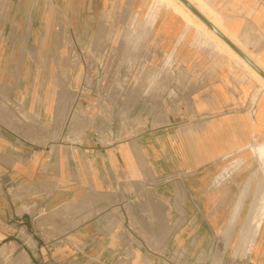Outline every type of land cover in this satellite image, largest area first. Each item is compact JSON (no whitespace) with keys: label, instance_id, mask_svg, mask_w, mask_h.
Here are the masks:
<instances>
[{"label":"rangeland","instance_id":"rangeland-1","mask_svg":"<svg viewBox=\"0 0 264 264\" xmlns=\"http://www.w3.org/2000/svg\"><path fill=\"white\" fill-rule=\"evenodd\" d=\"M133 5L137 0H0V129L39 144L38 136L47 132L55 140L45 144L61 147L73 141L108 147L143 133L159 148L168 143L172 148L176 141L175 149L183 153L185 129L199 112L200 94L191 90L202 80L185 71H232L229 90L234 95L250 76L245 71L248 78L236 76L245 74L242 68L206 45L208 38L188 24L180 39L192 36L199 61H165L151 29L157 12L166 8L164 2L142 1L141 6L149 5L144 16L127 11ZM258 93L264 95L259 85ZM260 145L264 139L256 135L192 170L178 158L177 167L171 165L168 172L164 161L161 174H145L138 182L139 191L129 188L138 205L128 207V213L138 210L146 216L141 244L147 249L174 244L191 251L187 261L177 251L172 263L162 255L160 264H264V164L254 153ZM6 188L0 193L11 197L10 184ZM106 196L83 192L72 202L100 212ZM159 198H169V205ZM69 211L63 205L47 209L44 216ZM169 214L171 225L157 221ZM168 225L177 233L171 242L164 236L170 233L164 232ZM36 226L29 222L28 228H34L29 238L14 225L7 228L2 244L14 259L6 264H27L19 252L25 243L41 244V225Z\"/></svg>","mask_w":264,"mask_h":264},{"label":"crops","instance_id":"crops-1","mask_svg":"<svg viewBox=\"0 0 264 264\" xmlns=\"http://www.w3.org/2000/svg\"><path fill=\"white\" fill-rule=\"evenodd\" d=\"M142 1L137 0L138 5L127 11L144 16L149 5L141 6ZM204 1L215 14L218 12L217 17L235 43L264 64V0ZM185 27L183 18L170 9L161 8L157 12L151 29L156 32L158 45L163 47L165 61H199L198 50L192 49V36L180 39ZM185 73L202 80L199 87L191 90L200 94L196 107L199 112L191 115V126L185 129L183 153L175 149L176 141L172 148L170 143L167 148L165 145L159 148L152 137L143 133L131 142H117L108 147H85L80 141L61 147L45 144L55 140L47 132L40 133L39 144L14 131L5 133L0 129V189L8 190L7 184L11 188V197L0 193V264L14 259L2 244L7 228L14 225V230L26 233L29 238V229H34L28 228L29 222L36 228L41 225V244L25 243L22 247L19 253L27 264H160L162 255H169L164 257L172 263L171 257L177 251L186 255V261L189 259L188 247L168 244L147 249L141 244L140 228L146 216L138 210L128 213V207L138 205L129 197V188L139 191L138 182L145 174H161L164 161L168 172L171 165L177 167L178 158H184L186 167L192 170L254 140V134L259 140L264 139V95H257L258 84L250 78L239 83V94L235 97L229 90V79L235 73L224 68L190 69ZM236 76L248 78L243 73ZM40 120L45 127L42 117ZM83 192H105L107 196L100 201L104 208L98 212L94 207L84 210L78 204L74 206L72 199L75 201ZM13 196L17 197L15 201ZM158 201L164 205L169 198ZM63 205L70 207L68 214L44 216L47 209L53 212ZM157 221L169 225L173 222L170 214ZM168 226L164 232L170 233L164 236L170 237L171 242L177 233ZM186 261L180 264H187Z\"/></svg>","mask_w":264,"mask_h":264},{"label":"bare ground","instance_id":"bare-ground-1","mask_svg":"<svg viewBox=\"0 0 264 264\" xmlns=\"http://www.w3.org/2000/svg\"><path fill=\"white\" fill-rule=\"evenodd\" d=\"M162 1L164 2L166 8L180 15L186 24L203 33L208 38V41L205 42L206 45L211 43L219 53L227 55L234 65L238 66L239 68L241 67L243 72L245 71L251 79L258 83L261 92L264 93V77H262L255 69H253L244 59H242V57H240L223 39L216 35L214 31H212L203 21H201L194 13H192V11H190L180 0ZM188 1L216 28H218L221 33H223L232 43H234L246 56H248L256 66L264 71V64L256 59L254 55L248 54L239 46V44L235 43L233 39L234 37L226 31L222 25V21H220V19L217 17L216 14H218V12L215 14L214 10L204 0ZM254 137H256V134H254ZM256 148L257 149L254 150L256 158L259 159L262 164H264V145H260L259 147L257 146Z\"/></svg>","mask_w":264,"mask_h":264},{"label":"water","instance_id":"water-1","mask_svg":"<svg viewBox=\"0 0 264 264\" xmlns=\"http://www.w3.org/2000/svg\"><path fill=\"white\" fill-rule=\"evenodd\" d=\"M192 13H194L201 21H203L216 35L223 39L242 59H244L253 69H255L262 77L264 71L256 66L234 43H232L223 33L219 31L206 17H204L188 0H180Z\"/></svg>","mask_w":264,"mask_h":264}]
</instances>
